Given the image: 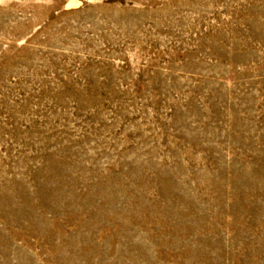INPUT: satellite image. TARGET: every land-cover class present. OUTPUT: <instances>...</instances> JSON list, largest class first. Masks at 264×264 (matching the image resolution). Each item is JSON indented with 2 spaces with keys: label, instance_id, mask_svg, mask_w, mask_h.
Here are the masks:
<instances>
[{
  "label": "rangeland",
  "instance_id": "rangeland-1",
  "mask_svg": "<svg viewBox=\"0 0 264 264\" xmlns=\"http://www.w3.org/2000/svg\"><path fill=\"white\" fill-rule=\"evenodd\" d=\"M0 264H264V0H0Z\"/></svg>",
  "mask_w": 264,
  "mask_h": 264
}]
</instances>
